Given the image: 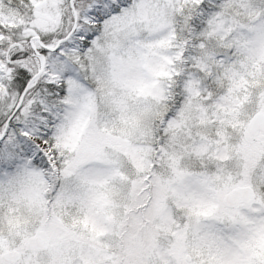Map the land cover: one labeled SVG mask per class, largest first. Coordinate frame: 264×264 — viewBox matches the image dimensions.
Returning <instances> with one entry per match:
<instances>
[{"label":"snow or ice","instance_id":"6c2138e0","mask_svg":"<svg viewBox=\"0 0 264 264\" xmlns=\"http://www.w3.org/2000/svg\"><path fill=\"white\" fill-rule=\"evenodd\" d=\"M0 264H264V0H0Z\"/></svg>","mask_w":264,"mask_h":264}]
</instances>
